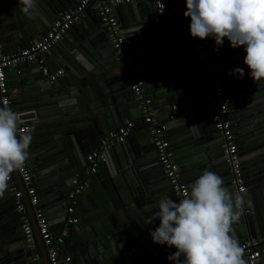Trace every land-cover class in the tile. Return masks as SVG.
I'll list each match as a JSON object with an SVG mask.
<instances>
[{
    "label": "water",
    "instance_id": "obj_1",
    "mask_svg": "<svg viewBox=\"0 0 264 264\" xmlns=\"http://www.w3.org/2000/svg\"><path fill=\"white\" fill-rule=\"evenodd\" d=\"M78 1L36 0L35 12L27 15L21 11V0H8V9L4 10L6 23L0 28L16 32V44L22 48L45 36L48 26L66 10L75 7ZM158 1L179 6L183 12L186 10L184 0H142L115 8L116 11L126 9L131 14V21L121 19V24L133 49L134 65L145 76V95L152 100L151 106L161 123L171 118L165 123L168 139L171 128L178 123L185 124L190 130L187 134L190 142L187 148H182V154L178 155L171 143L169 147L180 174L189 177L188 172L192 170V175L198 176L208 169L221 176L224 183L230 182L232 175L223 157L221 134L213 121L212 108L201 96L209 78L203 68L205 61L199 58L195 49L188 19L159 13L153 6ZM68 33L74 37L77 46L64 53L61 66L71 73L65 70L64 78L57 85L38 82L41 94L37 100L30 98L26 86H20L21 99L12 101L23 111H28L20 118L30 120L37 137L30 143L37 152L31 159L35 165L41 161L47 163L44 167H36L38 171L48 169L50 177L51 191H47L48 196L43 200L53 194L66 218L69 194L75 188L73 180L76 173L85 172L86 156L101 146L110 130L134 120L132 136L103 151L98 172L89 175L90 183L83 189L89 190L78 196L75 209L80 222L76 225L79 232L82 230L73 264H80L88 252L89 257L97 254L95 264H106L108 261L102 263V257L106 260L115 245L118 249L123 246L131 250L129 264H172L167 256L175 248L155 244L149 235V229L159 224L153 217L155 205L167 193L170 183L154 156L153 138L130 84L125 82L127 75L120 73L122 65L109 41V50L101 48L102 34L107 40L108 37L102 28H98L97 20L90 17L89 9ZM211 43L210 60L225 87L242 171L248 182L243 204L248 212L241 209L240 218L233 225V234L241 242L264 234V81L255 83L249 77V70L243 63V46L233 49L225 39L223 46L215 50L213 39ZM92 45L101 49L95 62L90 57ZM83 51L91 54L90 64L86 63L87 54ZM24 65L42 73L34 62ZM236 67L244 69L243 78H233L229 74ZM21 83L27 84V80L23 79ZM253 92L257 95L252 96ZM190 94L194 95L192 102L181 107V101ZM200 104L204 113L197 114L195 107ZM13 173L23 192L43 264H51L19 172ZM231 185L226 187L230 190ZM233 189L232 185V192ZM248 197L252 202L247 200ZM5 214L0 207V264H34L32 259L36 250L18 245L19 241L9 236L6 224L2 222ZM262 245L264 247V243ZM245 262L248 264L246 259Z\"/></svg>",
    "mask_w": 264,
    "mask_h": 264
},
{
    "label": "built area",
    "instance_id": "obj_2",
    "mask_svg": "<svg viewBox=\"0 0 264 264\" xmlns=\"http://www.w3.org/2000/svg\"><path fill=\"white\" fill-rule=\"evenodd\" d=\"M140 1L142 0H79L74 8L68 10L52 22L45 36L33 41L30 45L10 53L3 50L0 42L1 104L13 110L7 82V70L9 69L24 63L34 62L40 67L43 76L47 77L51 82L57 81L65 74V69H50L46 63V54L64 39L67 31L72 25L78 22L80 18L85 15L86 10L93 5L100 25L106 32L110 46L116 51L117 58L127 75L130 88L136 97L144 122L148 124V130L153 138L157 158L163 167L175 197L179 200L184 198L188 183L184 181L180 174V167L173 159V153L170 151V142L166 135L167 126L156 118L151 106V100L145 95V76L141 69L134 65L135 59L131 55L128 39L123 32L121 22L115 12V7L120 4H131ZM153 6L159 13L165 16H172L175 10L173 5L161 1L153 3ZM187 19L190 23V18ZM194 40L196 42L195 49L198 52L199 58L205 61L203 68L209 73V78L206 82L207 88L201 93V96L212 108L213 121L221 134V139L223 141V157L230 167L232 183L235 187L234 192H242L244 194L246 191V182L242 171L241 159L238 151L239 147L233 131V120L227 102L225 87L221 78L215 72V67L210 60L212 48L211 39L206 37L203 40L199 38H194ZM193 96L194 95L190 94L184 98L181 101V107L192 102ZM134 125V121H128L124 126L110 131L102 140L101 146L92 150L86 156V162L88 164L84 172L86 174H77L75 176L73 180L75 188L69 194L70 205L67 210V227L63 228L57 235H54L50 231L48 218L44 209L41 207L40 196L34 186L33 172L27 159L23 168L18 170L29 197V202L33 208L40 235L47 247L48 259L51 264H69L71 262L72 257L62 254L60 252V247L67 242L70 236L69 226L78 223L79 219L75 216V205L78 201V196L88 185L87 174L89 176L98 171L103 158V151L109 149L114 144L125 142L132 132ZM25 130L31 132L32 139L34 133L31 127L28 124L22 123L20 125V131L23 132ZM15 183L14 173H12L7 181V188L15 194V209L21 222L26 247L33 248L36 244L33 224L26 209L23 192ZM242 209L248 212V209L244 205ZM263 243L264 234L256 238H248L239 242L243 249L242 257L246 259L248 264H256L258 261H264ZM32 261L34 264H42L41 258L37 254L33 256Z\"/></svg>",
    "mask_w": 264,
    "mask_h": 264
},
{
    "label": "clouds",
    "instance_id": "obj_3",
    "mask_svg": "<svg viewBox=\"0 0 264 264\" xmlns=\"http://www.w3.org/2000/svg\"><path fill=\"white\" fill-rule=\"evenodd\" d=\"M35 2L21 0V11L33 15ZM185 7L190 36L213 39L215 50L225 39L233 49L243 46L249 77L264 81V0H185ZM229 74L243 78L244 69ZM20 125L19 113L0 106V192L29 155L31 132H21ZM244 200L242 192L230 191L221 176L205 169L187 186L184 198L158 199L153 217L159 224L149 235L153 243L175 248L167 256L172 264H245L233 234Z\"/></svg>",
    "mask_w": 264,
    "mask_h": 264
},
{
    "label": "crops",
    "instance_id": "obj_4",
    "mask_svg": "<svg viewBox=\"0 0 264 264\" xmlns=\"http://www.w3.org/2000/svg\"><path fill=\"white\" fill-rule=\"evenodd\" d=\"M7 2H8V0H0V18H1L0 27H1L2 24L4 25V23H6L5 22V17H6L7 14H6V12L4 10L8 9ZM173 6H174L175 10H174V13H173L172 16H177L178 19L187 20V17H185L183 15L184 12L181 9V7L175 6V5H173ZM70 9H72V8H70ZM70 9H68V10H70ZM88 9H89L90 17L91 18H95L97 20L98 28L99 29L102 28L101 25H100L99 19L97 17V13H96L95 9L94 8L90 9V7ZM68 10H66L65 12H67ZM115 12H116V15L119 18L120 22H121V19H124L125 21H129V22L132 19L131 14L126 9H122L121 8L119 11H116V9H115ZM48 27H50V25ZM68 31H67V33H66V35L64 37L65 40H62L59 44H57L55 47H53L49 51V54L48 53L46 54V63L50 67V69H52V70L65 69V67L61 66V64H62L61 58L64 56L65 52L69 53L70 52L69 50L74 49L75 46H77V42L75 41L74 37H72V35H70V33H68ZM125 36H126V34H125ZM101 38H102L101 41H104V43L101 45V48L109 50L108 49L109 48L108 40L106 39V37L103 34H102ZM16 41H18L16 32H12L10 30H7L6 27L3 28V30L0 28V42L2 44V48H3V50L5 52H10L11 53V52H15L16 50L20 49V47L16 44ZM128 43H129V39H128ZM25 46H28V45H25ZM152 46L156 47V44L153 43ZM90 47H92V50H93L92 56H90L91 54L89 52L83 51V52H86V54H87L86 63H88V64H90L89 63L90 62L89 61L90 60L89 56L91 57V60H93L95 62L94 58H99L100 57V56H98V52L101 50V49H99L100 46L94 47L92 45ZM129 47H130L131 54H132L133 49H132V46L130 45V43H129ZM112 50H113L114 54H117L116 51L113 48H112ZM17 67H18L17 69L12 68V69L7 70V82H8V86H9V92H10V95H11V105L13 103L12 101H14L16 99H21L20 97H21L23 91H22L20 86H26L27 87L26 91H27V94L29 96H31L30 98L31 99L33 98L32 100H37L38 95L41 94V90L40 89L38 90V86H40L38 84V82L39 83L43 82L44 85H48V84L49 85L50 84L57 85L59 83L58 81L62 80L64 78V76H62L57 81L51 82V81L48 80L47 77L45 78L42 73L40 74L39 71L37 73V71H35V69H33V68L29 67V66L26 67V65L21 64V65H19ZM122 69H123V67H122ZM21 70H24V71L21 73ZM66 71L71 73V70L67 69ZM114 73L118 74V70H115ZM120 73L122 75H124L125 72H124V70H122V71H120ZM23 79L27 80V84L21 83ZM68 80L69 79L67 78L65 80V82L67 83ZM125 82L129 83V80H128L127 77L125 78ZM201 85H202V82H201ZM71 87H72V84H71ZM130 90H131V88H130ZM131 92H132V90H131ZM94 94H95V92H94ZM255 95H257V93L253 92L252 96H255ZM43 97H45V96H43ZM12 108H13V110L15 112L19 113L20 117H25V115L28 113V111H23V109H20L19 105H14V103L12 105ZM153 112H154V109H153ZM195 112L197 114L204 113V108L202 107L201 104L198 105L197 107H195ZM154 114H155V112H154ZM155 116H156V114H155ZM156 118H157V116H156ZM169 119H171V118L166 119L164 122L165 123L169 122ZM29 121L30 120H28L26 118H21V124L25 123V124H28L31 127V124L29 123ZM130 121H134V120H130ZM185 126L186 125L183 124V123H178L175 126H173V128H171L170 135L168 133L169 142L172 145V149H175L177 151L178 155L182 154V150H183L182 148H184V147L187 148V144H189V142H190V138H189V136H187V134H189L190 130H188V128L185 127ZM31 129H32V127H31ZM32 131H33V129H32ZM110 131H112V130H110ZM132 132H133V130H132ZM132 132L130 133V135L128 137L132 136ZM39 137L41 138V136H39ZM36 138H37L36 135L33 136V138L31 139V142H33ZM152 143H153L152 149L155 150V155L154 156L157 159V161L159 162V160L157 158L154 142H152ZM31 146L32 145L30 144L29 149H28L29 155L27 157V162L30 165V167L32 169V172H33L34 186L36 187V189H37V191L39 193L41 207L44 209L45 214H46V216L48 218L50 231L54 235H57V234L60 233V231L63 228L67 227L68 214H67V217L65 218L64 214H63L64 212H62L59 209L60 205L57 202V200H55V197L53 196V194H50L49 198H47L46 201L43 200L44 197L48 196L47 191H51V187L49 186L50 177L47 174L48 169L45 168V169H43L41 171H38L36 169V167H38V166L40 168L42 166L44 167V165H47V163L44 164V162L41 161L39 164H36V165L34 164V159H31V157L36 155L37 152L35 153ZM29 159H31V160H29ZM86 169H87V166L85 167V171H86ZM193 172H192V170L188 172V173H190L189 177L188 176L185 177L184 175L182 176L183 178H187L188 179L187 181L185 180L188 183V185L192 181H194L195 178L197 177V176L192 175ZM77 174L85 175L86 173L82 174V173L78 172V173L75 174V176ZM224 175H225V173H224ZM243 175H244V173H243ZM90 176H89L88 183H90V180H91ZM87 178H88V174H87ZM244 178H245V176H244ZM245 182H246V185H247L248 182H247L246 178H245ZM231 183H232V179H231L230 182H225L224 185L225 186H229V184H231ZM15 184L18 186L17 182ZM92 185L93 184L91 183V186ZM232 185H233V183H232ZM232 185H231L230 191H232ZM168 186L169 187H168L167 193L165 195H167V196L173 198L174 200H176L175 195H174V193L172 191L171 185H168ZM246 189H247V187H246ZM88 190L89 189H87V191ZM87 191L86 190L83 191L82 194H85ZM49 193H51V192H49ZM250 199L251 198L248 197L247 200L251 201ZM0 207L6 213L5 214V218L2 219V222H4L6 224L8 232L10 234L9 236L12 237V238L17 239L19 241L18 245H20V246L22 245V247H23V245L26 246V243H25V240H24L25 236H24V233H23L22 228H21V222L19 220L18 213H17V211L15 209V194H14L13 191H11L8 188H6L2 192H0ZM75 216L79 219L78 220V223H79L80 222V216L78 214H76V210H75ZM78 223H76V224H78ZM76 224H72V225L69 226L70 236L68 237L67 242L63 246L60 247V252L62 254L69 255L70 257H72V260H71V262L69 264H73V261L76 258L75 255H76L77 250H78V247L76 246V243H78V241H79V233L82 230V229H80L78 227L80 229V232H79L78 229H77L78 225H76ZM248 238H251V237H248ZM35 243H36V240H35ZM116 247L117 246L115 245L113 247L114 248L113 250L110 249V252L108 253V256H106V260L102 257V260H101L102 263H105L106 261H108V263H106V264H129L131 260L129 258V254L128 253L129 252L131 253V250L127 249L126 247H123V246H122L123 248L118 246L122 250L118 249ZM32 249L36 250V253H34L33 256H35L37 254L41 258V253L39 251V248L37 247V244H35V247H33ZM70 249H73L72 252L70 251ZM96 255L89 257L90 256V252H88L86 254V256H85L86 259L81 258V263L80 264H91V263L95 264V256ZM242 259L245 261V259L243 257H242ZM258 262H261L260 264H264V261H258ZM41 263L43 264L42 258H41ZM245 264H246V262H245Z\"/></svg>",
    "mask_w": 264,
    "mask_h": 264
}]
</instances>
